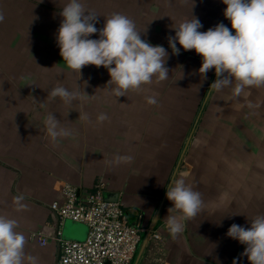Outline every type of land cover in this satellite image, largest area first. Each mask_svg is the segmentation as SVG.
<instances>
[{"label":"crops","instance_id":"0c3cea01","mask_svg":"<svg viewBox=\"0 0 264 264\" xmlns=\"http://www.w3.org/2000/svg\"><path fill=\"white\" fill-rule=\"evenodd\" d=\"M67 2L0 0L4 17L0 22V215L18 221L17 231L26 237V255L36 257L38 264H57L61 239L87 237L86 223L62 220L51 209L54 201L63 202L65 183H72L85 196L98 188L103 195L116 193L128 221L147 228L130 264H233L234 258H239L238 264H250L246 256H240L245 246L226 233L233 223L248 227V218L264 214L260 187L264 181V87L248 90L261 104L259 109L234 112L235 118L245 119L238 125L244 135L239 141L237 137L211 143L192 136L184 156L187 165L179 168L175 178H184L202 193L204 207L195 218L184 221L177 238L169 233L164 219L172 207L167 187L188 129L184 121L190 122L196 103L176 90L185 78L199 74L202 62L195 50L185 51L179 44L180 55H173L167 37L174 36L175 27L191 15L202 23L200 31L218 23L231 29L223 14L226 5L222 0H194L193 8L191 0H82L100 15L98 29L112 13H122L139 30H146L142 39L163 46L169 54L168 80L154 79L142 91L129 90L116 98L107 86L106 68L84 66L79 78L63 62L55 34L63 19L59 12ZM50 29L56 33L52 35ZM77 84L80 97L70 105L48 96L56 86L75 90ZM163 85H169L164 94ZM211 91L205 99L209 100ZM149 96L158 102L149 104ZM241 98L235 99V106ZM183 104L186 109L179 112ZM49 113L71 131L70 136L56 140L49 136L45 124ZM100 113L108 116L103 123L97 121ZM84 115L89 120L82 119ZM216 129L219 135L232 133L224 126ZM117 155H131L133 160L109 163ZM18 195H23L25 208L17 207ZM157 214L154 229L161 238L149 236L141 250ZM34 234L47 237V243Z\"/></svg>","mask_w":264,"mask_h":264},{"label":"clouds","instance_id":"9594fccd","mask_svg":"<svg viewBox=\"0 0 264 264\" xmlns=\"http://www.w3.org/2000/svg\"><path fill=\"white\" fill-rule=\"evenodd\" d=\"M222 2L226 5L223 14L230 21L231 29L218 23L207 31H200L202 23L191 15L175 27V35L168 36L167 40L173 55H180L179 44L183 50H195L201 56L198 73L202 82L207 80L209 70H215L216 79L210 85L211 90L221 93L228 88L233 97L239 98L247 88L264 87V0ZM191 4L193 8L194 0ZM59 14L63 18L56 37L60 55L67 67L79 74V78L84 66H103L110 76L107 86L116 98L126 96L129 90L142 91L143 86L152 84L154 79L156 82L169 79L167 50L142 39L141 33L146 34V30H139L126 15L112 13L105 18L103 28L98 29L95 25L100 15L86 8L82 0H68ZM3 19L0 13V22ZM97 33L98 39L89 38ZM48 96L58 97L70 105L80 97L78 84L75 90L56 86ZM147 102L154 105L158 101L149 96ZM248 107L255 105L249 103ZM81 118L89 120L87 115ZM107 119L105 113L97 117L100 123ZM45 124L53 140L71 135V131L61 126L53 113L48 114ZM132 160L131 155H117L109 163H130ZM166 198L172 207L164 218L165 224L172 237L177 238L184 230V221L201 213L204 200L202 193L184 178L171 180ZM14 200L18 208L26 207L22 203L23 195L16 196ZM248 220L250 226L233 223L226 235L245 246L240 256H246L250 264H264V214ZM18 227L16 219L0 215V264H25V260L27 264H38L36 257L26 255V237L17 231ZM238 259L234 258L233 264H238Z\"/></svg>","mask_w":264,"mask_h":264},{"label":"built area","instance_id":"2783aa9c","mask_svg":"<svg viewBox=\"0 0 264 264\" xmlns=\"http://www.w3.org/2000/svg\"><path fill=\"white\" fill-rule=\"evenodd\" d=\"M63 202L54 201L51 209L60 219H71L88 225L83 240L61 239L57 264H130L146 231L141 223H130L120 201L105 200L103 189L81 195L78 186L65 183ZM150 238L160 239L161 233L151 229ZM60 233V230H58ZM47 243V237L33 235Z\"/></svg>","mask_w":264,"mask_h":264},{"label":"rangeland","instance_id":"374dc122","mask_svg":"<svg viewBox=\"0 0 264 264\" xmlns=\"http://www.w3.org/2000/svg\"><path fill=\"white\" fill-rule=\"evenodd\" d=\"M88 8V6H86ZM103 12H105V9H102ZM51 30V34H55V30ZM51 35V36H52ZM57 35V34H55ZM57 39V38H56ZM45 40V39H44ZM52 42V40H51ZM215 76V70L211 69L208 72L207 80H204L202 82L201 76L199 74H194L193 79L190 78L184 79L183 86H178L176 93L182 95L184 98H192L196 103L193 110V117L190 118L188 121H184L186 123L188 129L186 133H183L181 144L178 151V157L180 156V153L185 145V141L189 136V133L191 129L194 127V135L193 138H199V140H209L211 143H218V142H225L227 141H233L238 137V141L240 138L244 137V135H240L238 125L241 124V121L245 120L244 118H235L234 112H237V115L240 110H256L259 109V103H256L255 96L254 95H248L249 88L245 89V92L242 94L240 105L237 107L235 106V99L236 97H233L231 94V89H224L223 92L217 93L214 90L211 91L210 97L208 102L205 105V108L201 110L204 99L210 89V85L212 84V81ZM169 85L162 87V93L164 94L165 91L168 92ZM249 103L255 105L253 108H249ZM186 109L185 104L183 106L179 105V112H184ZM201 110V111H200ZM199 112H202V115L196 123L197 115ZM218 115H221V117H217ZM180 118V117H179ZM188 122V123H187ZM196 123V124H195ZM226 127L227 129L231 130V134L227 133L225 135H219V133H215L217 131L216 127ZM238 133V134H236ZM223 136H226V140L223 138ZM260 136V135H259ZM261 138L264 142V135H261ZM195 139V140H196ZM188 155V154H187ZM189 157V155H188ZM187 159L184 157L182 162L183 165L186 166L187 163H184ZM245 171V170H244ZM244 175L246 173H243ZM264 176V175H263ZM260 187L264 191V181L263 183H260ZM257 193L256 190H252V193Z\"/></svg>","mask_w":264,"mask_h":264},{"label":"water","instance_id":"95a60500","mask_svg":"<svg viewBox=\"0 0 264 264\" xmlns=\"http://www.w3.org/2000/svg\"><path fill=\"white\" fill-rule=\"evenodd\" d=\"M215 79H216V78H215ZM215 79H214V81H215ZM207 100H208V97L205 99L204 104L202 105V106H203L202 108H204V106H205ZM199 116H200V113H199ZM198 119H199V118H197V121H198ZM197 121H196V122H197ZM193 130H194V129H193ZM192 136H193V131L190 133V135H189V137H188V141H187L185 147L183 148V150H182V152H181V154H180V157H179V159H178L177 165H176V167H175V169H174V172H173V174H172V176H171L170 182H171V180H172L173 178L176 177V174H177L179 168H180L181 165H182V162H183L184 156H185V154H186V150H187L188 144H189V142H190ZM170 182H169V183H170ZM107 193H108V192H107ZM104 198H105V200H109V201H118V199H117V194H116V193H112V194H111V193H108V194L104 195ZM158 215H159V214H157L156 218L154 219L153 224L151 225V229L154 228V226H155V224H156V222H157V219H158ZM150 234H151V232H149V233L147 234V237H146V239H145V241H144V243H143V246H142V249H141V250H143V248H144V246H145V243L147 242V240H148ZM136 264H137V261H136Z\"/></svg>","mask_w":264,"mask_h":264}]
</instances>
